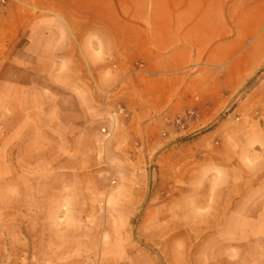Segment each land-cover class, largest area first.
Masks as SVG:
<instances>
[{
    "label": "crops",
    "instance_id": "obj_1",
    "mask_svg": "<svg viewBox=\"0 0 264 264\" xmlns=\"http://www.w3.org/2000/svg\"><path fill=\"white\" fill-rule=\"evenodd\" d=\"M263 70L264 0H9L0 9V158L13 152L34 173L39 139L62 144L63 158L75 157V140L79 157L99 165L138 130H170L156 147L189 127L213 137L251 81L245 96H259L253 137L264 151ZM119 107L129 118L112 116ZM178 117L187 131L172 124Z\"/></svg>",
    "mask_w": 264,
    "mask_h": 264
},
{
    "label": "rangeland",
    "instance_id": "obj_2",
    "mask_svg": "<svg viewBox=\"0 0 264 264\" xmlns=\"http://www.w3.org/2000/svg\"><path fill=\"white\" fill-rule=\"evenodd\" d=\"M253 83L232 98L213 137L181 119L174 126L186 136L156 147L170 130H138L99 165L79 157L75 140V157L63 158L62 144L52 150L39 139L34 173L7 152L0 264H264V151L253 137L260 99L245 96Z\"/></svg>",
    "mask_w": 264,
    "mask_h": 264
},
{
    "label": "built area",
    "instance_id": "obj_3",
    "mask_svg": "<svg viewBox=\"0 0 264 264\" xmlns=\"http://www.w3.org/2000/svg\"><path fill=\"white\" fill-rule=\"evenodd\" d=\"M9 0H0V9L4 8ZM190 115V113H189ZM112 116H122L124 118H129V113L125 111L123 108L119 107L115 112L112 113ZM181 122V118H176L173 120L172 124L173 125H179ZM102 133H106L105 128H101Z\"/></svg>",
    "mask_w": 264,
    "mask_h": 264
}]
</instances>
